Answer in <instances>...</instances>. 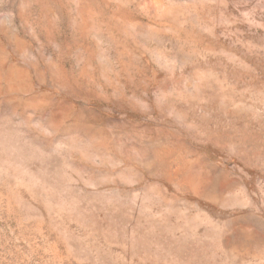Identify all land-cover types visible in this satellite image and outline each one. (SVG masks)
<instances>
[{"label": "rangeland", "instance_id": "rangeland-1", "mask_svg": "<svg viewBox=\"0 0 264 264\" xmlns=\"http://www.w3.org/2000/svg\"><path fill=\"white\" fill-rule=\"evenodd\" d=\"M0 264H264V0H0Z\"/></svg>", "mask_w": 264, "mask_h": 264}]
</instances>
